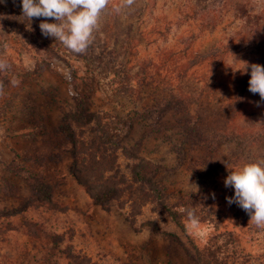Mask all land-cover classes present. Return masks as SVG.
Returning a JSON list of instances; mask_svg holds the SVG:
<instances>
[{
    "label": "trees",
    "instance_id": "trees-1",
    "mask_svg": "<svg viewBox=\"0 0 264 264\" xmlns=\"http://www.w3.org/2000/svg\"><path fill=\"white\" fill-rule=\"evenodd\" d=\"M160 3L175 9L177 20L169 19L165 10L157 16ZM145 12L152 14L154 23L146 28L147 34L141 33V40L146 39L141 55L131 18ZM108 13L106 37L100 41L92 36L86 51L78 54L43 35L39 24L45 18L27 20L20 0H0V62L6 65L0 69L3 115L15 106L28 82L55 63L61 65L70 75L67 82L74 94L69 101L52 102L70 135L69 173L96 206L103 207L109 200L120 202L122 209H128L122 216L130 226L150 204H158L179 223L187 222V212L181 208L193 210L200 222L213 228L201 247L186 246L154 220L143 222L142 229L180 243L193 264H264V227L252 222L237 204L228 203L234 189L224 185L229 171L264 159V112L259 115L264 102L250 99V70L241 73L237 70L242 67L229 63L231 52L236 57L253 55L257 58L253 64L264 66V0H132L131 4L109 0L100 15ZM228 20L233 25H227ZM178 21L184 29L170 41L168 34ZM46 22L56 21L47 18ZM221 27L228 33L206 48L205 35ZM23 55H30L34 62L30 72L15 65ZM83 61L85 73L81 72ZM107 65L112 77L109 111L104 106L94 109L92 98L95 72L108 69ZM80 82L85 83L83 87ZM109 114L110 123H105ZM138 124L148 127L143 137L162 136V142L176 153L177 167L202 179L200 191L169 203L159 175L167 167L132 155L122 144L121 134ZM13 155L6 172L0 174V195L18 196V183L23 182L30 188V198L47 210H64L56 204L47 177L30 170V164L16 162ZM121 155L129 159L124 167ZM166 250L170 256L171 245ZM68 258V264H88L78 255Z\"/></svg>",
    "mask_w": 264,
    "mask_h": 264
},
{
    "label": "rangeland",
    "instance_id": "rangeland-1",
    "mask_svg": "<svg viewBox=\"0 0 264 264\" xmlns=\"http://www.w3.org/2000/svg\"><path fill=\"white\" fill-rule=\"evenodd\" d=\"M163 4L160 3L155 9L156 15L159 16L165 10L169 19L177 20L179 15L175 9L173 11L170 6ZM151 15L145 12L140 17L135 15L131 18L135 23L132 35L138 41L141 55L145 54L143 43L146 42V39L141 40V33L144 31L147 34L149 29L146 28L153 25ZM157 16L159 21L160 17ZM108 17L110 19V13L100 15L98 25L93 31L92 36L99 37L100 41L106 37L104 32H109ZM179 23L181 22L175 23L168 34L170 41L172 36L184 29ZM226 24L233 25L229 20ZM227 33L221 27L206 34L204 46L208 48ZM237 58L249 64L257 63V58L253 55L244 54ZM85 62H81L82 73L86 72ZM15 65L18 70L30 72L34 62L30 55H23L22 60ZM55 65L37 80L25 85L15 106L6 115H3L6 111L3 105L5 102L0 97V174L8 169L14 152L16 162L27 166L30 164V170L47 177L53 188L56 204L64 210H47L30 198V188L23 182L18 183V196L1 194L0 264H68L70 255L83 257L88 264H193L180 243L164 241L161 236L150 235L149 231L143 230L145 228L142 223L154 220L162 230L177 234L186 246L201 247L212 235L213 228L206 222H200V234L190 229L187 222H176V219L155 203L146 206L142 214L137 216L135 226H130L123 218L128 213L127 207L122 209L121 203L115 200H109L103 207L96 206L84 186L72 178L69 173L71 159L67 155L71 147L70 135L61 122V111L57 110L58 106L52 101H69L74 92L67 82L69 73L61 65ZM107 66L108 69L99 68L95 72L97 79L93 82L95 94L92 98L94 109L104 106L109 111L112 77L110 65ZM234 66L243 67L239 64ZM88 67L93 66L90 64ZM84 84L79 83L80 87ZM250 99L261 100L259 94L253 93H250ZM116 102L119 107L122 105L118 99ZM262 106L263 110L259 115L264 112V104ZM44 113L47 114L43 118ZM106 122L110 123V114ZM114 126L123 129L118 122ZM147 130V126L135 125L132 131L121 134L122 144L131 150L132 155L167 167L159 175L167 187L169 203H175L186 193L195 191L188 183L195 184L200 191L202 179L198 180L185 167H177L176 153L168 144L162 142L161 135L143 137ZM48 159L53 162L48 163ZM128 161L125 155L120 156L119 162L123 167ZM38 165L41 167L38 168ZM134 227L142 232L138 233ZM170 245L172 252L167 256L166 248Z\"/></svg>",
    "mask_w": 264,
    "mask_h": 264
},
{
    "label": "clouds",
    "instance_id": "clouds-1",
    "mask_svg": "<svg viewBox=\"0 0 264 264\" xmlns=\"http://www.w3.org/2000/svg\"><path fill=\"white\" fill-rule=\"evenodd\" d=\"M109 0H20L23 16L27 20L45 18L39 24L41 33L63 43L74 53H83L88 48L94 29L98 25L101 12L106 8ZM128 4L132 0H126ZM52 18L56 22H46ZM232 64L242 65L241 73L250 70L248 91L259 94L264 101V66L249 64L238 59L229 52ZM6 65L0 62V69ZM189 179V178H188ZM198 191V186L189 184ZM225 187L234 189V196L228 198V203L237 204L258 227H264V159L249 162L242 167L229 171L224 180ZM187 212V225L190 229L200 232L199 218L193 210L181 208ZM202 234V232H200Z\"/></svg>",
    "mask_w": 264,
    "mask_h": 264
}]
</instances>
